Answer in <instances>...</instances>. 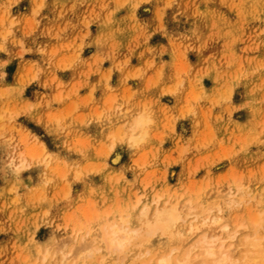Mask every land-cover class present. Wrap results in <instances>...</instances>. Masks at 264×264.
Here are the masks:
<instances>
[{
	"label": "rangeland",
	"instance_id": "rangeland-1",
	"mask_svg": "<svg viewBox=\"0 0 264 264\" xmlns=\"http://www.w3.org/2000/svg\"><path fill=\"white\" fill-rule=\"evenodd\" d=\"M218 195L234 228L264 210V0H0V264H123L78 229Z\"/></svg>",
	"mask_w": 264,
	"mask_h": 264
},
{
	"label": "bare ground",
	"instance_id": "bare-ground-1",
	"mask_svg": "<svg viewBox=\"0 0 264 264\" xmlns=\"http://www.w3.org/2000/svg\"><path fill=\"white\" fill-rule=\"evenodd\" d=\"M155 122L152 113L147 109L135 110L128 122L119 129L118 135L121 138L126 137L130 146H140L151 137L150 128ZM233 195L231 190L224 194L223 205L229 209L235 204H240L235 201ZM221 199L223 197L218 195L210 202L198 200L183 206L174 200L162 201L161 197H155L149 204L145 203L139 208L142 199L138 198L133 205L122 210V214H117L114 220L104 216L103 223L97 228L83 226L78 229V233H83L86 229L91 244L99 243L100 248L97 250L103 251L102 262H111L110 255L114 253L120 256L119 258L122 257L123 264H126V254L133 255L131 264H264V210L257 212L251 221L246 220V224L242 223L244 221L239 222V228L244 226V229H248L247 233L241 232L237 230L238 227H233L232 221L227 220L225 213L229 209L222 207ZM137 213L138 216L135 215ZM178 224L185 226L188 234L181 241L173 237V229ZM243 233V239L236 248L234 240ZM157 236L164 239L163 246H141L143 241ZM73 238L82 243L87 239L84 235H81L79 240L76 236ZM66 246V241H63L51 255L54 258L59 254L63 256L61 260L57 259V264H66L70 259L68 257L74 254L69 253L67 256ZM81 246L84 247L78 251L79 255H86V250L89 254L93 251V248H90L92 245ZM49 255V252H46L43 261H46Z\"/></svg>",
	"mask_w": 264,
	"mask_h": 264
}]
</instances>
